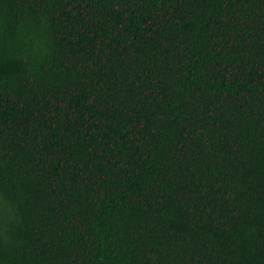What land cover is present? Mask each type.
Returning a JSON list of instances; mask_svg holds the SVG:
<instances>
[{
	"label": "trees",
	"instance_id": "trees-1",
	"mask_svg": "<svg viewBox=\"0 0 264 264\" xmlns=\"http://www.w3.org/2000/svg\"><path fill=\"white\" fill-rule=\"evenodd\" d=\"M0 264H264V0H0Z\"/></svg>",
	"mask_w": 264,
	"mask_h": 264
}]
</instances>
